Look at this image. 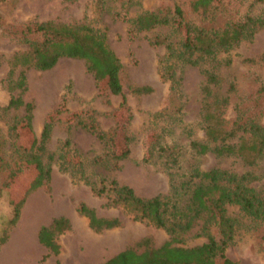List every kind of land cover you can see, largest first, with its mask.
Segmentation results:
<instances>
[{
	"label": "trees",
	"instance_id": "1",
	"mask_svg": "<svg viewBox=\"0 0 264 264\" xmlns=\"http://www.w3.org/2000/svg\"><path fill=\"white\" fill-rule=\"evenodd\" d=\"M127 1L96 0L95 6L103 12L110 2H118L125 9L123 6ZM263 4L264 0H176L165 14L153 10L129 17L122 9V12L115 14L128 24L132 34L169 26L179 37L175 42L166 36H154L151 39V44L165 48L164 56L158 61V73L168 83L169 92L167 107L150 114L153 124L165 120L169 124L179 123L183 106L182 68L190 66L200 69L203 84L200 88L199 126L203 141L191 139V133L185 131L189 139L188 148L195 155L209 153L215 158H234L247 168L255 166L264 158V125L256 119L243 118L240 110L235 108L236 116L230 127L225 128L223 116L228 106V94L235 90L233 84L229 83L224 93H219L222 79L217 72L219 67L228 68L230 65L229 59L219 60L218 55L227 53L241 43L251 42L264 28V7L253 12L256 6ZM183 6L187 9L188 17ZM2 21L0 17V27H3ZM2 30L11 41L25 46V50L13 54L7 60L9 70L6 89L10 93H17L10 96L2 111L21 109L22 115L11 118L7 123L10 159L6 160L0 154V192H5L11 209L6 228L0 235V246L7 241L9 230L17 222L23 198L42 186L48 187L52 162L61 161L59 167L63 171H72L73 167L79 169L81 177L84 174L80 156L75 152L72 158L67 159L70 151L59 150L55 156L46 150L53 126L50 117L43 123L37 139L33 137L28 147L20 144L19 128L32 133L33 104L21 98L26 89L27 69L42 72L51 69L61 58L78 59L83 62L97 86L102 84V90L108 95L120 98L119 108L126 112V122L121 125L116 123L111 131L102 130L91 113H87L88 122H82L78 114H73L76 117L74 125L93 135L104 149L102 155L91 160L92 165L117 168L119 163L130 159L129 146L132 141L125 129L131 115L122 94L119 78L121 64L107 43L105 30L95 29L86 23L62 24L53 21L24 22L18 27H3ZM244 61L264 66V54L256 60ZM149 92L148 87H135L132 90L135 95ZM256 93L260 99L264 97V84L258 87ZM165 133L164 128H161L157 133L150 130L146 134L140 162L149 164L155 158L161 160L169 177V194L140 197L129 186L106 178L93 182L87 180L86 183L93 194L104 196L106 208L119 210L133 221L162 229L168 240L155 247L150 239H140L98 264H238L225 255L234 230V221L227 215L226 206L235 205L245 216L264 225V197L250 186L256 177L250 172L236 174L217 167L205 171L192 168L181 174V180L176 181L181 151L178 144L164 142ZM69 146V140L65 139L61 148L68 149ZM26 167L33 171L32 178L22 192L23 196L13 202L9 196L8 183ZM75 211L86 219L93 233L121 225L120 219L116 217H97L95 211L84 203H78ZM196 223H199L197 236L203 237L205 242L193 247L176 246L180 237ZM70 228L67 218L56 217L47 226L38 229L37 241L50 255L56 257L61 251L56 239ZM212 228L216 229V237L210 233ZM54 264H59V261L56 260Z\"/></svg>",
	"mask_w": 264,
	"mask_h": 264
},
{
	"label": "rangeland",
	"instance_id": "2",
	"mask_svg": "<svg viewBox=\"0 0 264 264\" xmlns=\"http://www.w3.org/2000/svg\"><path fill=\"white\" fill-rule=\"evenodd\" d=\"M96 0H4L0 2V17L4 28L18 27L24 22L53 21L62 24L86 23L95 29L105 30L107 43L117 56L121 70L119 74L131 119L126 132L132 138L129 160L121 162L115 169L92 165L94 157L102 155V144L84 129L74 125V115L82 122H88L87 113L104 131H111L117 124L126 122V112L119 108L120 98L110 96L102 90V84L96 85L81 60L61 58L47 71L29 68L25 72L26 89L21 94L24 102L33 104L32 133L25 128L18 129L19 142L28 147L32 138H38L43 123L50 117L53 122L46 150L50 153L70 151L80 156L83 165V177L79 169L72 171L60 169L61 161L51 164V179L48 187L42 186L23 198L16 224L9 230L7 241L0 246V264H53V257L46 255L37 243L36 234L41 226H46L56 217L63 216L71 223L68 232L57 237L62 248L60 259L63 264H97L113 257L118 252L133 245L143 238L151 240L157 247L168 240L162 229L131 220L119 210L105 207L104 196L98 197L90 191L88 181L99 178L113 179L133 189L140 197L169 194V177L162 167L161 160L155 158L149 164L140 162L143 154L142 144L150 130L156 133L161 128L166 144L176 143L180 147L181 157L176 181L181 174L192 168L205 171L213 167L225 169L236 174L252 173L256 178L251 183L264 197V158L251 167H243L234 158H215L212 154L195 155L188 148V137L203 141L199 126L201 106L200 88L203 76L197 67L182 68L183 106L179 123L169 124L168 120L153 124L150 114L165 109L168 105V83L159 77L158 61L165 54V48L151 44L154 36H166L175 42L179 39L169 26H159L148 32L132 34L128 24L116 17V13L125 10L129 17L142 11H159L165 14L176 0H129L124 8L118 2H110L101 12L96 8ZM256 6L253 12L258 8ZM185 9L188 17L187 9ZM122 9V10H121ZM256 9V10H255ZM0 27V154L10 159V139L7 137L8 122L13 117H20L22 111H2L11 95L6 89V77L9 70L7 60L16 53L25 50V46L11 41ZM264 54V28L251 42L241 43L225 54L218 55L219 60L229 59L228 68L219 67L217 72L222 79L218 90L223 94L229 83L234 90L228 94V106L224 113L225 128H229L236 112L240 110L243 118L256 119L264 125V97L257 96V89L264 84V66L247 63L244 59L256 60ZM135 87H148L150 92L144 95L132 93ZM63 105V107H61ZM56 112V113H55ZM67 126H71L68 128ZM68 139L70 146L63 149L62 144ZM118 149V148H117ZM71 163V162H70ZM72 164V163H71ZM33 171H23L8 183L10 199L17 202L23 195ZM3 180V177H2ZM84 203L92 208L97 217L120 219L121 225L111 230L93 233L87 226L86 219L79 216L76 205ZM227 215L234 221L231 243L225 249V255L238 264H263L264 262V225L245 216L237 206L227 205ZM11 209L4 191L0 192V235L6 228ZM199 223L175 244L180 247H193L205 242L198 237ZM210 233L217 236L215 228ZM87 259L86 263L83 260Z\"/></svg>",
	"mask_w": 264,
	"mask_h": 264
},
{
	"label": "crops",
	"instance_id": "3",
	"mask_svg": "<svg viewBox=\"0 0 264 264\" xmlns=\"http://www.w3.org/2000/svg\"><path fill=\"white\" fill-rule=\"evenodd\" d=\"M51 222V221H50ZM70 222V221H69ZM86 223H87V221H86ZM47 226V225H46ZM70 227H71V223H70ZM36 240H37V238H36ZM37 243H38V241H37ZM39 244V243H38ZM40 245V244H39ZM41 247H42V249L44 250V253L46 254V255H48L49 254V252L47 251V249L46 248H44L42 245H40ZM61 252H62V248H61V251H60V253L55 257V256H52L53 257V264H54V262L56 261V260H58L59 261V264H63V262H62V260L60 259V254H61ZM50 255V254H49ZM87 262V259H85V260H83V263H86ZM98 264V263H97Z\"/></svg>",
	"mask_w": 264,
	"mask_h": 264
}]
</instances>
